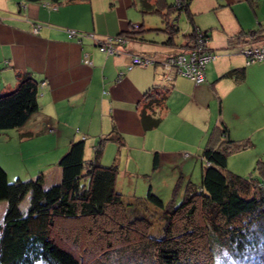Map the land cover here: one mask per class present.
I'll list each match as a JSON object with an SVG mask.
<instances>
[{"label":"crops","instance_id":"obj_1","mask_svg":"<svg viewBox=\"0 0 264 264\" xmlns=\"http://www.w3.org/2000/svg\"><path fill=\"white\" fill-rule=\"evenodd\" d=\"M133 1L88 0L52 6L0 0V95L16 88L17 73L28 74L38 87V112L2 139L16 142L29 174L25 177L42 175L46 187L57 183L58 161L71 141L85 138V159H92L98 139L115 129L123 137V146L118 150L116 143H106L100 162L116 161L120 177L125 176L119 171L120 154L138 169L139 163L152 165L157 153L153 178L166 161L200 163L198 154L220 122L231 139L253 142L230 158L232 171L246 175L256 161H264V63L246 66L240 53L228 51V42L241 31L264 28V0H259L256 14L247 0H192L194 25L211 31L208 46L217 56L206 67L205 82L197 86L181 76L166 83L159 62L176 48L164 44L166 38L152 32L150 25L146 29L144 17L133 15L138 7ZM135 25L142 40L127 39L114 55L97 49L98 40L123 35ZM87 34H94L95 40ZM132 55H148L156 64L128 70ZM236 68H245L242 82L221 78ZM166 85L170 92L162 121L158 128L144 131L139 117L143 95L152 86ZM257 148L261 150L254 152ZM180 171L185 176L183 168Z\"/></svg>","mask_w":264,"mask_h":264},{"label":"trees","instance_id":"obj_2","mask_svg":"<svg viewBox=\"0 0 264 264\" xmlns=\"http://www.w3.org/2000/svg\"><path fill=\"white\" fill-rule=\"evenodd\" d=\"M26 1L49 2L52 6H58L88 0ZM133 2L142 16H160L161 27L150 25V30L161 33L166 38L164 44L176 48L159 62L166 75V83L170 85L173 77L184 76L166 70L163 65L165 60L180 54L181 48L187 47L191 52L197 50L199 40L203 41V54L213 58L204 66V83L206 67L217 56L208 46L211 31H202L194 25V15L190 11L192 0ZM247 2L256 14L259 0ZM181 15L185 16L189 27L187 30L180 31L177 25ZM133 27L136 31L132 28L123 35L98 40L95 42L97 49L107 54L103 50L107 39L119 41L110 43L113 46L121 45L127 39L142 40L138 25ZM87 36L95 40L94 34ZM179 38L180 42H184L182 45L176 41ZM261 45H264L262 27L241 31L230 37L228 42V48H239L246 66L264 63V60L246 58L241 54V49ZM133 57L147 58L151 63L132 67L128 64V70L156 64L148 55H132L130 59ZM244 77L245 68L232 69L221 76L236 82H242ZM16 79V88L0 95V135L20 129L39 110L37 83L28 74L17 73ZM168 85L165 88L152 86L143 95L139 117L144 131H152L160 125L161 111L165 109L170 92ZM108 142L116 143L119 150L124 141L112 129L98 139L93 158L85 159V138L71 141L58 161L60 180L47 187L42 175L31 180L17 178L10 182L7 172L0 166V204L5 206L0 221V264L264 262V161H256L248 175L238 174L230 168L232 155L252 147L251 140H233L222 122L216 125L198 154L201 169L199 184L188 180L184 184L180 204L170 203L166 207L152 185H147L144 200L124 204L117 188L116 161L109 166L100 162L103 147ZM151 166L152 171L158 167L157 153L153 155ZM144 176L149 177L150 174ZM181 189L182 182L178 179L173 187V195ZM26 196L28 202L22 207ZM154 226L160 235L151 232ZM221 255L225 259H219Z\"/></svg>","mask_w":264,"mask_h":264},{"label":"rangeland","instance_id":"obj_3","mask_svg":"<svg viewBox=\"0 0 264 264\" xmlns=\"http://www.w3.org/2000/svg\"><path fill=\"white\" fill-rule=\"evenodd\" d=\"M166 1L168 3H173L174 0H166ZM132 13L137 18L144 17V22H145L144 25L146 29L150 27L149 25H154V26L156 24L161 25V18L157 14H148L142 16L141 13L139 12L138 7L135 9L133 8ZM99 17L101 16L97 14L96 18L99 19ZM177 25L180 28V31L186 29L187 21L184 15H181L179 17L177 21ZM132 28H134V30L136 31L135 27ZM118 46L119 45H117V48ZM188 51H191V49H187V47H185V48H181L180 53H184V52L188 53ZM228 51H234L235 53H239V48L229 49ZM8 132L15 133L14 130H9ZM2 139H3V135H0V166L5 170V172H7L9 181L13 182L17 178H19L22 181L35 179L38 174L33 175V178L25 177L28 176L29 174L26 173L25 171L27 169L26 163L22 162L19 157V154H17L16 142L13 139L11 141H7V140L3 141ZM260 150H261L260 148L254 149V152H259ZM23 158H25V156ZM118 158L121 167V169L119 167L120 175L125 174V176L119 175L120 177H118L117 188L119 189L122 195L125 205H127L129 202H133L138 199L144 200L146 196L147 185H152L154 187L155 194L161 199L165 207L170 203H172L173 205H179L183 198L184 184H186L188 180H190L194 184H199L200 182V178H201L200 163L199 162L196 163L192 159H188L185 162H180L177 164L166 161L165 163H162L159 166L158 172L153 175V178H151V173H152L151 164L139 163L138 169H135V166L131 162L128 163L125 162L123 155L120 154ZM236 164H238V162H236ZM106 166H109V164ZM180 168H183L182 172L185 173V176L184 174L181 175ZM121 170H123V173H121L122 172ZM144 174H150V176L149 177L144 176ZM178 179H181L182 189L177 191V193L173 195V187ZM27 202H28V197L26 196V198L22 202V207H24L27 204ZM149 206L152 207L153 209H156L152 205ZM4 208L5 206L3 204H0V221L4 213ZM156 211L158 210L156 209ZM151 232L160 235V232L156 226H154L151 229ZM79 250L78 252L81 253V251ZM219 259L221 260L225 259L224 255H221ZM262 264H264V262Z\"/></svg>","mask_w":264,"mask_h":264},{"label":"built area","instance_id":"obj_4","mask_svg":"<svg viewBox=\"0 0 264 264\" xmlns=\"http://www.w3.org/2000/svg\"><path fill=\"white\" fill-rule=\"evenodd\" d=\"M74 34V33H71ZM119 42L117 40L107 39L103 50L107 52L108 55L118 54L119 51L117 46H113L110 43ZM203 41H198V48L195 51H189L188 53H180L176 56L168 57L163 63L164 68L171 72H177L179 75L187 77L191 81H193L196 85L203 83L204 75L203 69L206 63H208L211 58L210 55L203 54ZM241 54H243L246 58H254L256 61L264 60V45L254 48H242ZM151 61L147 58L142 59L140 57H133L129 61L130 67L133 65H141L146 66L150 64Z\"/></svg>","mask_w":264,"mask_h":264}]
</instances>
